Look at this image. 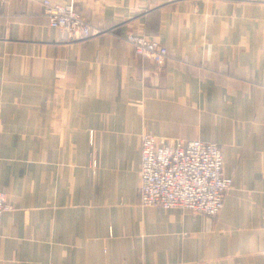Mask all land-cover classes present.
Returning a JSON list of instances; mask_svg holds the SVG:
<instances>
[{
    "label": "crops",
    "instance_id": "0c3cea01",
    "mask_svg": "<svg viewBox=\"0 0 264 264\" xmlns=\"http://www.w3.org/2000/svg\"><path fill=\"white\" fill-rule=\"evenodd\" d=\"M71 1L0 0V264H264V0ZM143 131L219 144L216 216L140 204Z\"/></svg>",
    "mask_w": 264,
    "mask_h": 264
},
{
    "label": "built area",
    "instance_id": "2783aa9c",
    "mask_svg": "<svg viewBox=\"0 0 264 264\" xmlns=\"http://www.w3.org/2000/svg\"><path fill=\"white\" fill-rule=\"evenodd\" d=\"M49 25L61 28L70 40L98 33L74 8L73 2L42 0ZM126 40L134 54L161 64L167 49L156 38L129 32ZM139 202L142 206L188 208L216 216L232 187V176L223 168V154L216 142L198 138L171 139L146 131L139 136ZM10 205L0 191V221Z\"/></svg>",
    "mask_w": 264,
    "mask_h": 264
}]
</instances>
